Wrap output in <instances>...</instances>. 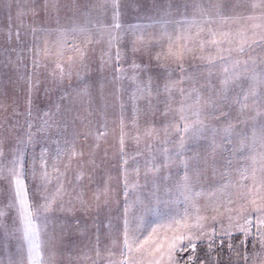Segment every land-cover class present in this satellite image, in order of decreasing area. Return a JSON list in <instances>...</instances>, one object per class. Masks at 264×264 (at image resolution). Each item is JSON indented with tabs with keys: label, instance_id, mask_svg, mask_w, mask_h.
<instances>
[{
	"label": "rangeland",
	"instance_id": "rangeland-1",
	"mask_svg": "<svg viewBox=\"0 0 264 264\" xmlns=\"http://www.w3.org/2000/svg\"><path fill=\"white\" fill-rule=\"evenodd\" d=\"M193 2L194 0H120L121 29L116 30L111 29L112 0H59V12L51 14L43 10L44 0H0V149L4 153L0 158V165H6L19 141L26 139L25 124L30 120L34 125L32 131L36 133V137L34 144L27 146L26 159L29 167L33 158L39 156L41 149L47 148L51 180L48 190L54 192L58 183L63 184V192L57 200L55 210L50 213L48 223L51 244L47 248V254H54L55 264H110L111 261H119L121 258L119 246H113L112 243L114 238L121 235L125 219L126 201L119 146L121 102L125 106V158L128 159V164L123 167L127 169L129 185L137 184L135 189L130 187L128 191L129 228L137 229L142 238L147 237L154 228L157 230L156 235L163 236L170 226L175 227L172 221L180 219L186 208L192 211L183 197H178L175 191V183L182 174V169L172 165L168 168L161 167L155 175L147 172L152 163L162 164L163 149L167 148L169 153L175 150L177 136L171 128H168L166 133L165 125L170 124L177 115L175 109L181 101L179 93H173L172 111L167 116L162 115L165 107L162 101L166 99L165 96L153 99L154 110H150L143 100L139 101V118L134 126L132 103L129 99L133 85L128 80L113 81L114 65L106 63L109 52L108 34L105 32L102 35L98 29L109 28L114 35L122 36L119 47L124 55V68L128 69L130 74L129 65L133 61L141 67L147 66V71L141 73V79L147 80L149 75L154 77L155 89L158 84L163 85L167 71L172 72L173 80L178 78L179 72L171 58L161 57L157 61L156 54L162 49H167V37L160 43H156L154 38L166 32L175 39L184 32L190 21L199 20L198 12L193 11ZM240 2L243 4V0ZM33 7L39 9L38 14L33 16L29 12L23 17L25 27L20 29V38L17 39V14L20 11L27 12ZM249 12L250 8L247 6L238 9V14ZM251 23L253 22L243 20L238 24L229 21L217 23L213 28L217 31L234 32L239 27L250 26ZM28 25H35L43 30L33 34ZM130 26H135L137 33L151 38L152 43L141 47L140 51L132 52L130 40L134 37L128 31ZM89 39L91 43H88ZM45 41L50 50L47 56L40 51L45 46ZM59 41H63V56L56 55ZM75 47L83 51V59H80V54L74 50ZM115 50L116 47L113 46V55ZM200 55L202 53L199 51L187 53L183 63L185 69L193 72L198 79L196 87L200 89L201 102L197 107L202 106L205 111L212 112L214 105L217 108L221 106L216 95L219 90L216 92L207 87L208 71L204 62L198 58ZM251 55L264 56V52L256 49ZM68 56L74 57V60L68 62ZM34 60L39 61L40 67H34ZM57 63L64 66L63 78L56 69ZM216 68H219L218 71L212 69L211 84L216 82L220 85L223 72L219 66ZM215 73L218 75L217 80ZM30 83L33 86L32 115L28 117ZM85 84L89 86L88 97L78 95ZM201 85L205 86L200 87ZM183 86L186 89L192 87L190 83ZM232 95L230 92L229 96ZM209 97L212 98V103L206 104L205 101L209 100ZM223 107L228 116L217 119L215 117L219 115L218 112L215 116L210 115L208 125L219 129L230 120L237 132L246 133L247 150L243 154L232 151L233 148L239 147L235 134L231 144L217 137V144L223 147L217 149L214 162L208 156L211 152L208 139L201 138L190 143L189 147L200 153V167L206 169L207 178L202 179L201 186L195 189L203 192V195L196 198L197 206L201 209L200 214L209 217L216 215L218 220L227 224V217L237 216L239 209L245 204L241 193L246 189L238 186L237 170L244 167L251 172L256 168L259 176V169L262 167L259 159L253 163L252 159L245 157L258 154L262 149L260 134L258 137L256 135V143L253 144L252 123L238 122L239 106L229 101ZM45 111L52 114L50 123L53 126L44 132H36ZM85 116V123L77 119ZM105 123L106 129L100 130H106L107 135L97 140L95 129ZM258 123L259 118L257 126ZM149 124L156 129L153 137L145 135ZM90 128L93 134L85 139V133ZM137 135L140 136L139 143L134 139ZM73 141L76 150L83 152V156L69 160L64 150L69 148ZM58 148L61 150L59 160L56 159ZM187 155L191 156L192 151ZM225 157L232 159L229 179L237 186L217 191L226 181L219 171L213 177L212 167L214 163L215 167L222 171L226 166ZM53 166L59 168V172L54 171ZM136 167L140 169L139 176L133 171ZM80 174L82 178L77 180ZM165 176L169 179L165 180ZM154 182L159 186L158 189H154ZM38 183V180L30 182V190L33 193ZM243 183L250 185L251 181ZM166 189L172 191L167 192ZM213 192L215 195H212ZM97 195L99 199L96 198ZM229 198L232 200L231 204L228 203ZM35 200L39 201V196H35ZM6 203L7 185L6 182L0 181V204ZM213 208H218V211L214 212ZM228 209L232 211L229 212ZM14 216L15 212L10 211L0 220L4 225L0 230V264H8L9 257L16 259L21 254L26 256V244L18 231V223H13ZM208 223L211 225L213 222L209 220ZM109 224L111 229L107 227ZM250 237L248 239L251 244L245 245L242 251L239 250V255L225 248L223 252H212L208 257V264H241L245 256L247 259L242 261L243 264H264V246H261L259 241L254 243ZM184 255L186 257L188 253ZM199 255L203 258L204 254L201 252Z\"/></svg>",
	"mask_w": 264,
	"mask_h": 264
},
{
	"label": "snow or ice",
	"instance_id": "snow-or-ice-1",
	"mask_svg": "<svg viewBox=\"0 0 264 264\" xmlns=\"http://www.w3.org/2000/svg\"><path fill=\"white\" fill-rule=\"evenodd\" d=\"M112 20L111 29H121L119 22L120 18V0H112ZM242 6L250 8L248 14H238V9ZM194 12H198L200 19H193L189 22V26L184 32L175 39L168 33L164 32L160 37L154 38L156 43H160L162 39L167 37V49L156 54V59L159 61L161 57L171 58L177 65L179 72L178 78L173 80L172 72L167 71V78L163 85H157L153 88V79L151 75L147 80L141 79V73L147 71V66L141 67L133 61L129 70L125 69L122 61L124 55L119 47V42L122 36L114 35L109 28L101 27L98 31L103 35L108 34L109 52L108 61L106 63L114 65L113 81L122 82L128 80L133 85V90L129 97L132 103L133 125L138 123L140 109L138 102L143 100L150 110H154L153 99L159 96H165L164 111L162 115L167 116L172 111L171 104L173 102V93L178 92L181 101L179 107L175 109L176 117L170 123L165 125V132L168 128L177 136L176 147L174 152L169 153L167 148L163 149V162L161 165L152 163L148 167L147 172L155 175L160 171L161 167L168 168L175 165L178 169H182V174L179 175L175 183V191L178 197H183L184 202L190 206L192 211L185 209L180 219L172 221L175 227H169V230L163 236L156 235L157 230L154 228L147 237H141L137 229H130L127 220L128 204L127 197L129 188L135 189L137 184L129 185L127 179V169L123 166L128 164V159L125 158V136L124 132V103L121 102V117H120V136L119 146L121 155L122 175L124 178V197H125V219L122 233L119 237L114 238L113 246H119L120 259L119 261H111L110 264H208V257L212 252H223L225 248L229 252L240 254V249L244 247L246 241L251 236L254 243L259 241L261 246H264V56H252L251 53L256 49L264 52V0H194L192 4ZM43 10L47 14L59 12V0H44ZM29 12L36 16L39 9L33 7L27 12L20 11L17 14L18 24L16 26V38H20V29L25 27L24 16ZM241 20L253 23L248 27H239L236 31H217L213 25L217 23H239ZM33 34L43 29L37 28L35 25H28ZM195 28V31H193ZM128 31L134 37L130 40L131 51L137 52L141 47L152 43L151 38H146L143 33H137L135 26H130ZM11 33V29H10ZM63 36V33H61ZM91 43V39L88 40ZM56 55L63 56V41L58 42ZM116 50L113 55L112 47ZM74 50L80 54V59H83V51L79 47ZM46 56L50 53L45 46L40 49ZM202 53L198 58L204 62L208 71V88H212L211 75L212 69L217 66L223 72V78L220 80V89L216 93L219 97L221 106H213L212 112H207L201 107H197L201 102L200 89L196 87L198 83L197 76L193 72H189L184 67V59L187 53ZM247 56L245 59L244 57ZM196 57L194 56V59ZM68 62H72L74 57L68 56ZM34 67H40L39 61H33ZM56 69L59 70L60 77L64 76V66L61 63L56 64ZM31 80V78H29ZM190 83L192 87L186 89L183 85ZM201 85L200 87H204ZM33 86H29V109L28 117H31V92ZM89 86L87 84L80 90L78 95L88 97ZM122 90V89H121ZM233 95L230 97L229 93ZM193 101L192 103H186ZM239 106L238 122L242 124L252 123V141L256 143V127L257 118H259L260 130V147L261 151L251 157L253 163L257 159L262 164L259 169L260 175H257V169L253 168L251 172L247 168L241 167L238 169L239 181L238 186L246 191L241 193V199L245 204L239 209L238 215L227 217L228 223L224 224L217 219L216 215L211 217L201 215V209L197 206L196 198L203 195L202 191L195 189L201 186V180L206 179V169H201V156L198 151L189 147L190 143L199 141L201 138H206L209 141L211 152L208 156L215 161L216 151L223 146L217 144V137H221L232 143V137L235 134L239 141V147L233 148V152H241L247 150L246 141L248 139L244 131L237 132L235 126L229 120L223 128L210 127L207 123L209 116L219 115L215 118L227 117L228 113L224 110L223 105L229 103ZM90 102V101H89ZM206 104L212 103V98L205 101ZM195 109V110H193ZM87 111V109H85ZM187 113H191L189 116ZM51 113L43 112L41 123L36 128V132H44L53 125L50 123ZM194 117V118H192ZM81 123H85L87 117H77ZM91 123L90 121L88 122ZM34 125L29 120L25 124L26 139H21L14 151L12 158L6 165H0V181L6 182L7 185V203L0 204V220L8 215L10 211L15 212L13 223H18L22 239L26 244V256L19 255L16 259L9 257L8 264H55L54 254H47V248L51 244V238L48 237V223L50 222V213L55 210L57 200L63 192V184L58 183L54 192H49L48 185L51 183L50 173L48 171V150L42 148L38 157H34L29 167V162L26 159L27 146L34 144L36 133L32 131ZM106 123L95 129V138L100 140L107 135L106 130L101 131V128L106 129ZM156 129L153 125L145 131V135L153 137ZM93 131L90 128L85 133V139L92 135ZM134 139L139 143L140 136L137 135ZM166 142V141H165ZM149 147H151L149 145ZM192 151V155L187 153ZM69 160L78 156H83V152L76 150L74 141L70 147L64 150ZM4 156L3 150L0 149V158ZM61 158V150L57 149L56 159ZM154 159V158H153ZM151 163V162H150ZM207 163V161H205ZM225 167L219 170L213 163L212 176L215 177L217 172H220L222 178L226 181L217 191H223L231 187H236L229 179L231 175L232 159L224 158ZM53 170L59 172V168L53 166ZM139 176L140 169H133ZM146 172V175H147ZM82 178V174L77 176V180ZM169 179L168 176L164 177ZM38 180L36 191L33 193L30 190V182ZM251 181L250 185H246L243 181ZM154 189H158V185L154 182ZM106 191V190H105ZM171 192L172 189H166ZM215 195V192L212 193ZM35 196H39V201L35 200ZM99 199V195L96 197ZM143 204L142 201H139ZM228 203L232 200L229 198ZM250 205V207H249ZM61 210L63 205L61 204ZM214 212L218 208H213ZM231 212V209H228ZM209 220L213 223L209 225ZM218 225V226H217ZM111 229V225L107 226ZM4 225L0 223V230ZM206 249V251H205ZM199 250V251H198ZM203 253V258L199 253ZM185 253L188 255L185 257ZM112 255V253H109ZM99 255V251H97ZM246 260L247 257L245 256Z\"/></svg>",
	"mask_w": 264,
	"mask_h": 264
},
{
	"label": "trees",
	"instance_id": "trees-1",
	"mask_svg": "<svg viewBox=\"0 0 264 264\" xmlns=\"http://www.w3.org/2000/svg\"><path fill=\"white\" fill-rule=\"evenodd\" d=\"M219 69V68H218ZM218 69L217 68H215V70L216 71H218ZM215 76H216V80H217V78H218V75L215 73ZM212 89L213 90H215L216 92L220 89V85L218 84V83H216V82H214L213 84H212ZM212 91V90H211ZM212 93V92H211ZM258 128H256V135H257V137H258V135L260 134V130H259V123H258V126H257ZM251 239H252V237H250ZM251 244V242L249 241V239L246 241V243H245V245H250ZM244 245V246H245ZM244 248V247H243ZM243 248H241L240 249V251H242L243 250ZM242 261H245L244 259H242L241 260V264H243L242 263Z\"/></svg>",
	"mask_w": 264,
	"mask_h": 264
}]
</instances>
